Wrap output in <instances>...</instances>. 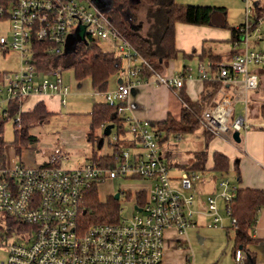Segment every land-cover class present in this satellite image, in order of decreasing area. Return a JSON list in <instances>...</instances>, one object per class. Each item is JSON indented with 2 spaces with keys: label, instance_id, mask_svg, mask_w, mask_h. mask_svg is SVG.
I'll return each instance as SVG.
<instances>
[{
  "label": "built area",
  "instance_id": "2783aa9c",
  "mask_svg": "<svg viewBox=\"0 0 264 264\" xmlns=\"http://www.w3.org/2000/svg\"><path fill=\"white\" fill-rule=\"evenodd\" d=\"M244 1L247 20L242 28L245 34L242 42L247 45L245 51L235 55L231 62L220 63L217 73L212 66L202 64L199 68L201 79H218L223 86L232 87V93L221 89L222 98L205 109L199 118L202 128L213 136L232 137L235 131L241 133L250 128L248 92L257 90L260 84L258 71L250 67L264 66V51L250 50L249 40L255 35L262 36L264 17L255 14L258 6L255 0ZM7 18L13 22L12 36L1 37L0 45L4 52L19 53L21 68L9 75L7 84L0 81V118L21 123L22 104L34 94L58 96L62 105L67 103L70 88L63 70L58 67L39 69L35 42L48 45V52L62 54L71 36L78 37L84 44L92 39L99 42L108 39L115 43V53L126 65L120 83L104 92L105 102L117 107L127 136H122L115 126L109 135H104L107 125L103 124L97 158L88 159L73 169L63 166L69 152L62 145L55 146L47 154V160L37 167L26 165L19 157L7 159L0 168V214H7L23 226L18 230L4 219L0 223L5 231L11 230L5 245V264H194L189 258L184 262H170L166 259V250L169 243L181 249L184 235L195 224L197 211L191 189L201 173L184 170L180 177H172L166 146L171 137L180 141L182 134L165 138V132L152 121L125 114L133 89L145 81L141 77L143 70L176 93L184 87L185 80L192 77L191 70L172 75L157 70L91 0H0V19ZM241 76L245 92L237 86ZM15 101L19 111L11 117L10 104ZM239 102L242 110L237 114ZM122 141L127 144H120ZM105 145L109 149L104 150ZM101 156L105 160L99 162ZM118 178L125 182L142 180L149 187L135 191L121 187L113 191V197L120 193L117 219L84 226L80 211L87 191L97 187L99 192L101 186ZM219 186L220 193L206 200L205 213L211 217L208 225L226 226L219 209L221 198L230 226L235 229L237 221L231 216V203L237 186L226 178L219 181ZM123 195L133 204L130 216L122 213ZM171 230L174 234L169 233ZM234 258L237 264H245L244 249L237 248Z\"/></svg>",
  "mask_w": 264,
  "mask_h": 264
},
{
  "label": "trees",
  "instance_id": "16d2710c",
  "mask_svg": "<svg viewBox=\"0 0 264 264\" xmlns=\"http://www.w3.org/2000/svg\"><path fill=\"white\" fill-rule=\"evenodd\" d=\"M142 4L148 6V8H144L146 10V20L150 24L153 21L152 25L144 31L141 28H137L139 21L138 8ZM107 14L114 25L129 39L138 52L149 60L157 70L161 69L163 63L177 58L180 54V50L176 46V25L178 23L228 26L226 21L227 9L225 7L186 5L180 4L176 0H112L111 9ZM217 14H221V19L218 21L215 20ZM255 14L258 17H264V0L262 6H256ZM244 26L245 23L238 28L230 27L232 41L240 40ZM263 38L264 30L262 29L261 39ZM100 43L98 40L93 39L87 44H84L83 41L77 42L78 46L82 44L85 48L71 65L78 80L89 77L94 88L100 92H105L108 89L110 78L120 73L124 65L123 60L115 52L104 51ZM47 48L48 45L39 41L35 42V49L37 50L35 59L37 66L41 70L55 68L62 56V54L48 52ZM77 51L78 48L74 50V53ZM183 53L187 55L185 52ZM206 57L215 62L214 68L219 65H216V63H220L221 57L213 56L210 51H204L201 58L204 59ZM257 71L260 76H264V66L257 67ZM4 76L0 75V81H3ZM141 77L145 80L147 77H150V73L147 70H143ZM211 81H213L210 84L212 89L208 93L202 94L197 101H192L182 91L184 102L182 103L179 118L169 114L166 119L153 122L160 130L165 132V138L177 134L193 133L202 128L199 118L208 104L209 107L214 106L215 102L212 103L210 100L221 85V81L218 79ZM18 111L19 104L17 101L12 102L10 104L11 117L15 116ZM260 112L264 116V104H261ZM51 116L52 113L48 111L43 101L38 102L33 110L22 112L21 123L14 122L15 140L13 145L18 154H21L22 149L28 144L37 140L36 136L31 134L30 128L37 122L47 121ZM90 118L91 124L87 139L89 142L99 146V148L102 145L103 137L98 134L96 135L95 131L101 128L103 124H113L122 136H127L124 120L118 114L116 106H111L106 102L96 103L90 112ZM6 119L10 120L11 118H0V168L5 166L8 158L5 148L7 142L1 137ZM204 131L210 139L213 137L207 130L204 129ZM120 144L125 145L127 143L122 141ZM97 154L96 152L93 153L91 158L96 159ZM213 159L214 166L212 169L215 172L222 174L229 172L231 162L227 155L220 151H215ZM104 160V156H101L98 161ZM207 161L208 152L204 149L196 151L193 161L190 164L183 165V167L187 171L201 173L206 170ZM263 206L264 188L237 187L236 196L231 203V216L237 221V227L235 228V250L238 246L245 247L253 241L251 231L256 226L258 215ZM119 207L120 202L115 197L111 196L102 200L97 187H93L87 191L82 202L80 211L81 221L84 226L95 223L114 222L117 219ZM2 219L9 226L15 227L18 230L23 226L15 222L7 214L2 215ZM0 229H2V233L0 234L1 247L6 245V241L11 235V230L5 231L2 226H0Z\"/></svg>",
  "mask_w": 264,
  "mask_h": 264
},
{
  "label": "crops",
  "instance_id": "0c3cea01",
  "mask_svg": "<svg viewBox=\"0 0 264 264\" xmlns=\"http://www.w3.org/2000/svg\"><path fill=\"white\" fill-rule=\"evenodd\" d=\"M176 1L180 4H186V5L225 7L227 9L226 21L228 26H219L216 24L204 25V26H189V24L178 23L176 25V46L180 50V54L178 55L177 58L170 59L167 62L163 63L159 71L165 75H172L181 72L185 69H190L192 73V77L187 78L185 80L184 87L177 93L174 90L157 83L154 80V78H152L151 76L147 77V79H145L144 82L137 85L133 89L129 97L128 107L125 111V114L128 116H132L137 119L150 120L152 122L164 120L168 117L169 114H171L176 118H179L183 103L182 91L192 101H197L200 99L202 94H206L212 89V86L210 84L213 81L203 80L200 78L199 75V68L202 64L212 67L215 65V62L209 60V58L206 57L203 59L201 58L200 55L198 57L200 60L198 63H196L197 68L189 64L187 65V63L184 62L183 63L184 68L183 70L180 71L182 67L181 64H179L178 59L181 58V56H183V52L185 53L186 51L188 52L186 48L195 47L201 42L202 43L207 42V45L209 46H210V41L217 42L214 43L210 47V49L206 51L207 52L210 51L213 54V56L221 57L220 63L225 62V60L228 59L232 60L235 55L245 51V49L242 48V44L244 43L241 40H238L239 42L238 45L235 44L237 41L235 42L232 41V32L230 29V27L238 28L242 24L246 23L247 18H246V8H245L244 0H176ZM255 3L262 6L263 0H255ZM243 11H245L244 23H242L243 22L242 18L240 20L239 19L236 20V18L233 17L234 12L238 14L239 12L243 13ZM138 15H139V21L137 28H141L144 31L146 30V28L152 25L153 21H151L150 24V22L146 20V10H143L141 13L138 12ZM219 19H221V14H217L215 16L216 21H218ZM180 31L182 32V36H183L182 45L179 44ZM218 31L224 32L223 37H218L220 36L217 34L220 33ZM223 41L226 42L223 43ZM77 42H81L78 37L76 36L71 37L66 44V51L76 50L79 44V43L76 44ZM214 46H216V50H214ZM222 46L225 47L222 48ZM221 50H224L223 51L224 53ZM192 55L198 56L196 52L192 53ZM220 63H216V65ZM255 69L257 70V68ZM214 73H217L216 68H214ZM122 77L123 75L121 72L117 73L116 80L113 86H111L110 84L111 81L110 78L108 90L110 86L114 89L120 83ZM237 86L240 90L245 92L242 76L239 77ZM82 88L83 85L79 84L77 89L80 91ZM221 89L224 92L232 93V87L228 85L223 86V83L221 82L220 87L217 89V92L214 94L210 102L214 103L215 101L222 98ZM262 90H264V76H260V85L258 89L255 91L248 92L249 113L247 120L250 125V128L244 131L243 134L241 131L240 142H236L233 136L232 137L213 136L210 139L209 136L205 134L203 128L198 129L201 130V134L204 138L203 144H205V147L201 150L205 149L208 152V161L206 164V170L204 172H201V174L206 175L209 172H214L217 175H214L212 178L204 177L194 181L191 192L194 194V199H195L194 208L197 212L194 217L195 224L192 227H190L189 230L194 228L193 231L195 232V229L197 230V227H201L203 224L209 226L208 224L209 222H211V217L205 213L206 200L208 196L210 195L215 196L220 193L221 188L219 186V181L222 178L228 179L233 185L237 186L238 188H253V189L264 188V126L260 125L255 127V126H251L250 124L251 120L260 121L261 114L258 113L257 111L259 105L263 103L262 101H264V95L261 93ZM97 94L103 95L104 92H100L97 90ZM178 94L180 95L182 100L180 99ZM40 101L44 102L48 111H50L52 115L61 113L62 109L66 106L61 104L58 96L34 94L28 97L22 104L23 111L28 112L33 110L36 104ZM100 102H101L100 99L99 100L94 99L92 104L94 106V104ZM93 106L91 108V111L93 109ZM207 108H209V104L205 109ZM241 110H242V104L239 102L236 105L237 114H239ZM90 112L88 113L89 117H90ZM87 134L88 133H86L85 141H88ZM171 141L172 140H170L168 143L170 146L166 147L167 148L166 159L169 162L170 168L172 169L178 168V170H182L183 172L185 170L183 165L190 164L193 161L194 153L196 151H193L192 159H189L187 162L186 161L181 162L179 160V156L177 155V150H175L173 145L170 144ZM92 144L94 145L93 153L95 152L98 153L99 150L95 149L94 143ZM57 145H62L64 147L67 146L64 140L60 141ZM215 151H220L230 158L231 166L228 173L222 174L219 172H215L212 169L214 166L213 154ZM69 159L70 158L68 157L67 160ZM88 159L89 156H87V161ZM46 160H47V156L45 157V160L42 163H44ZM219 209L222 215L225 217V225L230 226L231 222L226 214L225 204L221 198H219ZM198 223L200 225H198ZM187 232L184 235L185 242H184V246L181 249H177L173 245H171V243H169V247L166 250V259L168 261L173 263H178V262H184L188 258L192 261L191 258L192 247L189 246V239L187 237ZM169 233L174 234V231L171 230L169 231ZM251 235L253 237V241L251 243L247 244L245 247L238 246L237 248L241 247L244 249L246 255V258L244 259L245 264H264V206L262 207L258 215L256 226L251 231ZM197 243L199 247H203V252L205 253V255H207V257L211 256V254H213V251L216 254V257L218 256L217 260L213 259L209 262L206 261L203 264H237L234 258L235 233H234L233 242L231 244L222 247L218 246L215 250L211 249L210 246L206 247L207 240L204 239L203 237H200ZM192 262L194 263V261Z\"/></svg>",
  "mask_w": 264,
  "mask_h": 264
},
{
  "label": "rangeland",
  "instance_id": "374dc122",
  "mask_svg": "<svg viewBox=\"0 0 264 264\" xmlns=\"http://www.w3.org/2000/svg\"><path fill=\"white\" fill-rule=\"evenodd\" d=\"M93 2V0H91ZM254 5V4H253ZM252 5V6H253ZM144 8H148L147 5L142 4L138 11L141 13ZM233 17L236 20H240L242 18V23L245 22V11L243 13H233ZM12 21L10 19H0V38H11L12 36ZM189 26H204V25H192ZM264 30V25H263ZM218 37H223L224 32L218 31ZM226 35V34H225ZM179 44L182 45V32L179 33ZM261 35L252 36L249 40V49L264 51V38L259 40ZM245 34H241L240 40L244 41ZM101 47L104 51L116 52L117 49L115 47V43L111 40L104 39L100 41ZM226 41H223L225 43ZM234 42V41H233ZM217 42L210 41V46L207 45V42L199 43L195 47L186 48L185 55L178 59L179 64H181V70H183V63L186 62L187 65H192L197 68V64L199 62V56L206 50H209L210 47ZM225 46H222V48ZM85 46L82 44L78 46V51L74 53V51H66V46L63 48V53L58 61L56 67L63 70V77L66 84L70 87L69 94L66 97V106L62 109L61 113L52 115L48 121L46 122H37L30 128V132L32 135H35L38 139L34 142H31L26 147L22 149L21 154H18L14 148L13 142L15 140V126L14 121L12 119L5 120L3 133L1 137L7 142L5 148L7 150L8 159L10 157H19L23 160V162L30 167L39 166L44 160L47 154L55 148V146L62 140H64L65 149L70 153L69 160L63 162V166L65 168L73 169L80 165H83L87 162V156L89 158L92 157L93 153V144L92 142L85 141L86 133L90 131L91 118L88 113L91 111L93 106L94 99H100L101 102H105V95L97 94V89L93 87L91 78L87 77L83 80H78L74 69L72 67L73 61H75L84 50ZM242 48L246 49V43L242 44ZM214 50H216V46H214ZM222 52L224 50H221ZM196 52L198 56L192 55V53ZM224 53V52H223ZM190 54V55H188ZM195 58V60H194ZM194 60V62H193ZM193 62V63H192ZM225 62H231V60H225ZM192 63V64H191ZM208 64V63H206ZM123 68L126 65V62H123ZM258 66H251V69L257 68ZM21 68V57L18 52L14 50H9L4 52L2 46L0 45V75L4 76L3 81L8 83L9 75L16 73ZM122 68V70H123ZM122 70L120 71L122 73ZM117 75V74H116ZM116 75L111 78L110 84L114 85L116 80ZM1 81V82H3ZM82 84L83 88L79 91L78 85ZM109 87V90H112V87ZM264 95V90L261 92ZM100 102V103H101ZM264 104V101H262ZM258 108V113L260 112V106ZM89 108V109H87ZM251 126H264V116L260 115V121L251 120ZM102 129L98 128L95 131V134L102 135ZM244 130L242 131V134ZM182 140L177 141L172 137L170 140L175 150H177V155L179 156V160L182 162H187L189 159H192L193 151L201 150L205 147L203 144L204 138L201 134V130H196L193 133H186L182 135ZM171 145V146H172ZM167 146H170L167 144ZM166 146V147H167ZM99 146L95 145V149H98ZM109 149L108 145H105L104 150ZM179 161V162H180ZM171 176L179 177L182 174V170H178V168H171ZM214 175H217L214 172H209L206 175L200 174L201 178H212ZM175 181V180H173ZM121 187L130 188L132 191H135L138 188H146L149 185L142 180H126L118 178L116 180H111L107 184L101 186L99 190V196L102 200L107 197H111L113 191L118 190ZM132 203H130L125 196L123 195L121 198V208L124 216H130ZM2 215L0 214V223H2ZM201 223V222H200ZM198 225H200L198 223ZM197 225V226H198ZM199 228V231H198ZM193 229H188L187 237L189 239V246L192 247L191 258L194 261V264H203L206 261H211L213 259L217 260L218 256L213 251L211 256L207 257L203 252V247H199L197 241H199L200 237H203L207 240L206 247H211V249L215 250L218 246H227L233 242L234 238V229L231 226L222 227H210L203 224L201 227H197L195 232ZM13 238H10V240ZM223 251V250H222ZM176 255V254H175ZM7 261V247H0V264H5Z\"/></svg>",
  "mask_w": 264,
  "mask_h": 264
},
{
  "label": "water",
  "instance_id": "95a60500",
  "mask_svg": "<svg viewBox=\"0 0 264 264\" xmlns=\"http://www.w3.org/2000/svg\"><path fill=\"white\" fill-rule=\"evenodd\" d=\"M93 3L103 12L107 13L110 9H111V5H112V0H93ZM73 37V36H71ZM70 37V38H71ZM69 38V39H70ZM68 39V40H69ZM68 42V41H67ZM114 127L113 124H109L105 127L104 129V135H109L112 128ZM233 138L236 142H240L241 141V134L240 131H235L233 133ZM120 196V193H116L115 194V199L118 200Z\"/></svg>",
  "mask_w": 264,
  "mask_h": 264
}]
</instances>
